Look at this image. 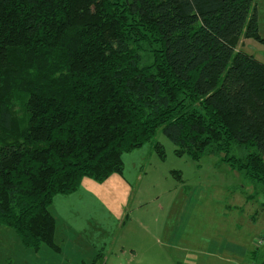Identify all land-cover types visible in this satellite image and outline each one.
Here are the masks:
<instances>
[{
	"label": "trees",
	"instance_id": "trees-1",
	"mask_svg": "<svg viewBox=\"0 0 264 264\" xmlns=\"http://www.w3.org/2000/svg\"><path fill=\"white\" fill-rule=\"evenodd\" d=\"M243 39L264 46L254 0H0V227L61 253L55 198L149 143L165 159L159 130L264 186V63Z\"/></svg>",
	"mask_w": 264,
	"mask_h": 264
},
{
	"label": "rangeland",
	"instance_id": "rangeland-1",
	"mask_svg": "<svg viewBox=\"0 0 264 264\" xmlns=\"http://www.w3.org/2000/svg\"><path fill=\"white\" fill-rule=\"evenodd\" d=\"M254 7L264 38V0ZM238 49L264 63L257 41L243 39ZM156 142L165 159L149 143L124 155L123 174L102 183L85 179L80 195L56 199L51 212L61 253L26 249L13 230L0 227V264H92L99 253L103 264H264V242L256 249L264 240V186L232 171L222 155L200 162L177 156L162 130ZM232 239L251 251L231 263L206 255H220V245Z\"/></svg>",
	"mask_w": 264,
	"mask_h": 264
},
{
	"label": "crops",
	"instance_id": "crops-1",
	"mask_svg": "<svg viewBox=\"0 0 264 264\" xmlns=\"http://www.w3.org/2000/svg\"><path fill=\"white\" fill-rule=\"evenodd\" d=\"M140 151V150H138ZM136 152V151H135ZM134 153V152H133ZM84 185H88V186H91V184H89V182H86ZM80 190L75 193L76 195H80ZM67 196H57L55 198V201L56 199H59L60 201H64V202H67ZM83 197V196H82ZM55 201L53 203V206L55 205ZM78 216L79 213L77 212ZM76 218V217H75ZM77 220V218H76ZM85 227L87 228L86 224H85ZM213 245H217L219 246V244H213ZM223 250H226L228 251L229 254H226ZM251 250L249 249H246V248H243L242 246V243L240 242V240H235V239H232L230 241H226L224 243H222L220 245V248L218 250V253L220 255H218L217 253H215L214 251H209L206 253L207 256L209 257H213V258H218L219 260H221L222 262H226V263H231V261H236L238 258V256L241 254L244 255L246 254L247 252H250ZM227 258V259H226Z\"/></svg>",
	"mask_w": 264,
	"mask_h": 264
}]
</instances>
